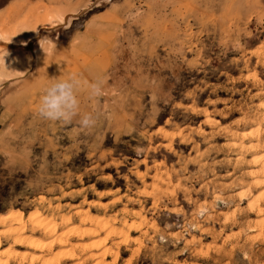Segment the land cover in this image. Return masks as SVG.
<instances>
[{
    "label": "rangeland",
    "instance_id": "374dc122",
    "mask_svg": "<svg viewBox=\"0 0 264 264\" xmlns=\"http://www.w3.org/2000/svg\"><path fill=\"white\" fill-rule=\"evenodd\" d=\"M61 80L73 114L45 119ZM262 104L264 0H0V214L118 196L93 208L145 220L104 264H264Z\"/></svg>",
    "mask_w": 264,
    "mask_h": 264
},
{
    "label": "bare ground",
    "instance_id": "6f19581e",
    "mask_svg": "<svg viewBox=\"0 0 264 264\" xmlns=\"http://www.w3.org/2000/svg\"><path fill=\"white\" fill-rule=\"evenodd\" d=\"M203 121L211 124L213 119L207 116ZM253 129V134L259 133L260 130L264 133V126L258 125ZM158 131L175 133L166 132L163 129ZM252 132L248 131L249 136ZM258 140L246 144L247 148L254 147ZM239 145L245 146L243 143ZM239 157L237 156L236 159ZM253 160L255 172L247 189H250L253 184L261 189L251 197L247 205L251 209H260L264 206V151L253 157ZM152 187H155V183ZM115 191L106 190L96 193L99 198H102ZM38 199L40 202L45 201L44 196H39ZM118 199L119 197L115 196L108 202L87 200V207H76L71 214L59 211L45 213L39 209L28 213L20 209H10L0 214V264H66L67 261H72L71 264H87L92 259L96 261L93 264H104L107 257H112V261L117 260L120 245L132 239V232L141 229L145 220L144 215L140 214L141 211L133 208H125L112 214L93 208L94 206L105 208L108 203L118 202ZM257 216L259 217L255 219V223L261 227L262 233L264 232V216ZM141 234L144 233L141 232ZM112 237L114 242L109 244V239ZM85 239H89V242H81Z\"/></svg>",
    "mask_w": 264,
    "mask_h": 264
},
{
    "label": "clouds",
    "instance_id": "9594fccd",
    "mask_svg": "<svg viewBox=\"0 0 264 264\" xmlns=\"http://www.w3.org/2000/svg\"><path fill=\"white\" fill-rule=\"evenodd\" d=\"M76 99L72 93V86L67 81L53 82L41 98L39 113L48 120H67L72 109L76 106ZM83 125H89V118L85 117Z\"/></svg>",
    "mask_w": 264,
    "mask_h": 264
}]
</instances>
